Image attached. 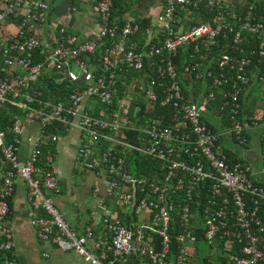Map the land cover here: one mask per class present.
<instances>
[{
  "label": "built area",
  "instance_id": "obj_1",
  "mask_svg": "<svg viewBox=\"0 0 264 264\" xmlns=\"http://www.w3.org/2000/svg\"><path fill=\"white\" fill-rule=\"evenodd\" d=\"M59 1L0 0V264H19L9 224L18 179L39 237L60 238L89 264H129L133 256L264 264V185L249 162H232L218 147L221 135L230 149L233 140L247 145V128L257 124L238 115L243 91L253 80L264 85V0H152L160 4L156 22L124 17L117 41L115 0H90L101 21L93 40L61 25L53 32ZM78 2L69 1L71 11ZM138 35L149 39H131ZM183 49L184 75L210 82L201 102L184 96L175 63ZM67 83L65 101L46 96ZM217 93L222 114L208 112ZM74 130L76 162L99 182L93 223L81 228L55 198L63 175L56 146Z\"/></svg>",
  "mask_w": 264,
  "mask_h": 264
},
{
  "label": "crops",
  "instance_id": "obj_2",
  "mask_svg": "<svg viewBox=\"0 0 264 264\" xmlns=\"http://www.w3.org/2000/svg\"><path fill=\"white\" fill-rule=\"evenodd\" d=\"M70 0H60L52 12L51 23L53 32L57 33L56 26H64L73 34L79 36L83 40L96 39L101 26L100 18L93 14L91 10L90 0H79L78 10L73 12L69 8ZM132 7L129 13L123 17L136 20L142 18H150L152 23L156 22L159 14L160 4L155 1L132 0ZM156 25V24H155ZM156 31L158 28L156 27ZM149 39V36H142ZM145 39V41H146ZM141 42V41H140ZM189 51L190 50H185ZM185 76V75H184ZM189 78L188 82L183 85L190 97L186 99L192 102H201L204 96V90L201 85L197 88L192 87L193 83L206 81L207 88L209 80H196L194 77ZM262 86L257 81H253L244 91L241 98V110L244 120L254 119L256 125H250L247 128L249 142L245 146H241L233 140V151L242 159L249 162L253 168V178L264 185V98H257L256 89ZM206 88V89H207ZM197 98L195 101L194 99ZM36 130L33 131V134ZM66 138V139H62ZM60 140L62 143L59 144ZM57 143V156L59 150L70 158L71 152L75 153V163L71 165L69 159L66 164L69 165L72 172L76 170V154L80 144V132L71 131L61 137ZM29 151V144L23 141L21 147V155L26 157ZM57 166V160H56ZM89 173V182L82 181L81 187L76 184L73 178H66L64 174L61 176L58 195H56L57 203L60 207L65 208L67 221L75 227H84L91 221V210L96 207V201L92 195V187L97 185L98 179L92 173ZM9 224L13 228V234L16 242V255L19 264H89L87 260L80 256L65 241L58 237L43 240L39 237L36 226L32 223L31 205L28 200L27 188L24 181L18 179L16 181L15 193L11 199V213L9 216ZM93 223V220L91 221ZM95 231L100 233L101 237L106 236L102 233V228L95 226ZM129 264H150L144 258L133 256ZM207 264H214L207 262Z\"/></svg>",
  "mask_w": 264,
  "mask_h": 264
},
{
  "label": "trees",
  "instance_id": "obj_3",
  "mask_svg": "<svg viewBox=\"0 0 264 264\" xmlns=\"http://www.w3.org/2000/svg\"><path fill=\"white\" fill-rule=\"evenodd\" d=\"M145 1H149V0H145ZM132 5H133L132 0H115V6H114L113 14H112V17H111V25H112V27H117L118 28L119 35L117 36L116 41L121 39V35H120L121 28H122V26L125 23L124 22L123 15L126 14V13H129V11H131L130 9H131ZM136 21L137 22H140L143 26H147V25H151L152 24V21H151L150 18H142V19H139L138 18V19H136ZM131 39L134 40V41H141L140 43L143 44L145 42V39L146 38L145 37H142L141 35H138V36H135V37H133ZM246 46H247L246 43H244L242 45H239V47L241 48V50L242 49H246L247 48ZM103 48H104V46H102L101 49L103 50ZM97 60H99V58H97ZM188 61H189V51H185V49H183L182 51H180L178 57L175 59V63L178 66L179 74L181 75L180 76L181 83H183V85L185 83H187L188 80H189V78H187L186 76H184V73H183V69H184V65H185L183 63L184 62H188ZM151 62L154 63L155 61L152 60ZM146 64H149V61L148 60H146ZM262 68H264V62H263ZM248 73H249V75L250 74H254L253 68L252 69L248 68ZM142 74H144V73H142ZM135 75H137V74H135ZM191 83H193L192 87H194V88H197V87H199L201 85L202 90H204V96L206 97L208 95V93H209L208 91L209 90L207 88L206 81H200V82L192 81ZM71 88H72V84H69V83L63 84V86L61 87V90L59 92H56L54 90H52L51 92L47 91L46 96L47 97H52L51 99H54L55 101H65L66 100V94H67V92L69 90H71ZM183 91H184V93H185V95L187 97H190V95H189L188 91L186 90V88L183 89ZM244 91L241 94L240 102H242L241 101V98H242V96L244 94ZM215 98H216V100L213 101V102H211V104L208 106L209 107L208 112L214 111L215 109H219V113L222 114V111L223 110L221 109V107L219 108V105H222V103H223V97H222L221 94L217 93V95H216ZM194 100L196 101L197 98H195ZM220 109H221V111H220ZM238 116H239V118L241 120L244 121V117L242 116V110L241 109H240V113H239ZM253 120L254 119H247V121L249 123H252ZM211 126L214 128L215 131L222 129V126H220V127L214 126V125H211ZM8 134L10 135V133H8ZM226 141H227L226 137L224 135L223 136L221 135V137L219 139V142H218V147H220V149L223 150L224 152L228 153L229 158H230V160L232 162L242 161L243 159L237 153H235L233 151V149H230V148L227 147V145L225 143ZM134 171H135V174H137V175H139V174L142 173L141 168L139 167V164H138V167H137V163L135 164ZM145 260L149 262L148 259L145 258Z\"/></svg>",
  "mask_w": 264,
  "mask_h": 264
},
{
  "label": "rangeland",
  "instance_id": "obj_4",
  "mask_svg": "<svg viewBox=\"0 0 264 264\" xmlns=\"http://www.w3.org/2000/svg\"><path fill=\"white\" fill-rule=\"evenodd\" d=\"M74 72L79 76L81 74V70L79 68L74 67ZM256 96L257 98H264V85L259 86L258 89H256ZM63 140L66 138H62ZM62 143V140H60L59 144ZM226 143V142H225ZM227 145V143H226ZM232 149L237 148V145L233 146V143L228 144ZM70 158H68L66 155H64L61 150H59V154L57 156V166L61 169L62 173L64 174L65 179L68 178H73L74 182L76 184H79L81 187L82 181L89 182L90 178H88L89 173H86L85 171H82L81 168L79 167V164L76 162V170L75 173L71 171L70 167L66 162L69 159H72L70 161L71 165H73L75 162V153L74 151L71 152V155H69ZM199 247H207V244L203 241L199 242ZM214 264H222L221 260L214 258L212 260ZM199 264H206L204 262H201Z\"/></svg>",
  "mask_w": 264,
  "mask_h": 264
},
{
  "label": "water",
  "instance_id": "obj_5",
  "mask_svg": "<svg viewBox=\"0 0 264 264\" xmlns=\"http://www.w3.org/2000/svg\"><path fill=\"white\" fill-rule=\"evenodd\" d=\"M82 84V83H81Z\"/></svg>",
  "mask_w": 264,
  "mask_h": 264
}]
</instances>
